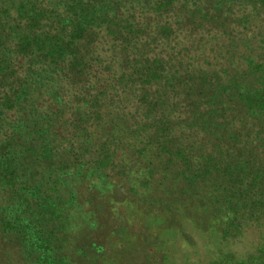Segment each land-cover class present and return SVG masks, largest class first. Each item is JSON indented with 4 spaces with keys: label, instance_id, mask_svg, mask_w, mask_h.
I'll use <instances>...</instances> for the list:
<instances>
[{
    "label": "trees",
    "instance_id": "trees-1",
    "mask_svg": "<svg viewBox=\"0 0 264 264\" xmlns=\"http://www.w3.org/2000/svg\"><path fill=\"white\" fill-rule=\"evenodd\" d=\"M131 216L264 231V0H0V264H139Z\"/></svg>",
    "mask_w": 264,
    "mask_h": 264
},
{
    "label": "rangeland",
    "instance_id": "rangeland-1",
    "mask_svg": "<svg viewBox=\"0 0 264 264\" xmlns=\"http://www.w3.org/2000/svg\"><path fill=\"white\" fill-rule=\"evenodd\" d=\"M141 223L140 217L131 216L119 224L117 229L111 230L126 249L140 255L139 264H241L257 256L264 248V231H259L256 227L231 231L224 237L223 231H199L187 221L185 230L178 231H144L142 228L141 232L138 231ZM124 226H127L128 231H119ZM105 230L106 226L96 231L89 230L88 233L99 237L101 241ZM124 232H127L126 237H120ZM137 232H141V235ZM116 250L114 259L117 261H124L129 257L124 249ZM92 256L93 251H90L85 256L75 257L70 264H112L109 257L95 263Z\"/></svg>",
    "mask_w": 264,
    "mask_h": 264
}]
</instances>
